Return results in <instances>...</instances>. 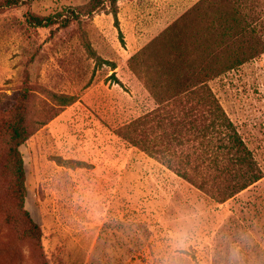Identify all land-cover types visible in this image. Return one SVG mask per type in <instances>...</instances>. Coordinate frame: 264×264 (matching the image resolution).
<instances>
[{
  "label": "rangeland",
  "instance_id": "obj_1",
  "mask_svg": "<svg viewBox=\"0 0 264 264\" xmlns=\"http://www.w3.org/2000/svg\"><path fill=\"white\" fill-rule=\"evenodd\" d=\"M6 1L0 123L25 100V208L43 238L17 239L0 213V264H264V53L208 81L263 173L227 201L211 200L118 135L155 107L129 60L172 18L185 15L180 27L190 34L236 10L260 49L264 0ZM78 7L83 14L68 27L28 22ZM4 150L0 130V159ZM5 189L0 180V195Z\"/></svg>",
  "mask_w": 264,
  "mask_h": 264
},
{
  "label": "trees",
  "instance_id": "obj_2",
  "mask_svg": "<svg viewBox=\"0 0 264 264\" xmlns=\"http://www.w3.org/2000/svg\"><path fill=\"white\" fill-rule=\"evenodd\" d=\"M18 2L21 0H7L6 6ZM110 2L115 6L117 0ZM82 14V7L46 17L29 14L28 22L41 28L68 27ZM184 16L131 56L129 66L143 79L155 107L120 126L118 135L196 185L211 200L223 203L258 182L263 173L208 81L264 53V43L255 37L261 46L257 49L246 38L247 26L237 18L236 10L218 22L209 21L200 30L194 28L190 34L180 27ZM88 51L93 54L90 46ZM147 55L152 62L141 61ZM70 100L63 98L62 104L68 105ZM0 130L5 147L0 180L6 187L0 195L2 221L14 230L17 239L42 242V229L25 208L26 171L20 146L31 137L25 100L14 105L11 117L0 123Z\"/></svg>",
  "mask_w": 264,
  "mask_h": 264
},
{
  "label": "crops",
  "instance_id": "obj_3",
  "mask_svg": "<svg viewBox=\"0 0 264 264\" xmlns=\"http://www.w3.org/2000/svg\"><path fill=\"white\" fill-rule=\"evenodd\" d=\"M185 11H186V10H185ZM185 11H183V12L180 14V16H181ZM178 17H179V16H178ZM178 17H177V18H178ZM177 18H172L171 21L176 20Z\"/></svg>",
  "mask_w": 264,
  "mask_h": 264
}]
</instances>
